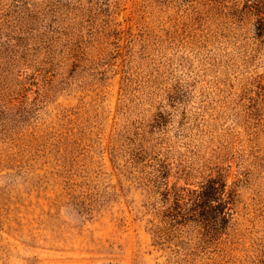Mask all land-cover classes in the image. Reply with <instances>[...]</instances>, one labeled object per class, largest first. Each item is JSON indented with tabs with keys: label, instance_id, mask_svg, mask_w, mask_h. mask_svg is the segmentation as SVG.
<instances>
[{
	"label": "rangeland",
	"instance_id": "obj_1",
	"mask_svg": "<svg viewBox=\"0 0 264 264\" xmlns=\"http://www.w3.org/2000/svg\"><path fill=\"white\" fill-rule=\"evenodd\" d=\"M262 13L0 0V264H264ZM219 174L228 226L173 236L152 182Z\"/></svg>",
	"mask_w": 264,
	"mask_h": 264
},
{
	"label": "trees",
	"instance_id": "obj_2",
	"mask_svg": "<svg viewBox=\"0 0 264 264\" xmlns=\"http://www.w3.org/2000/svg\"><path fill=\"white\" fill-rule=\"evenodd\" d=\"M258 25L264 31V13L258 18ZM151 185L152 190L148 188V191L157 197L156 214L173 236L188 235L199 229L217 233L231 220L234 194L220 174L193 189L172 187L160 180ZM154 233L157 238L163 236L160 228L156 227Z\"/></svg>",
	"mask_w": 264,
	"mask_h": 264
}]
</instances>
